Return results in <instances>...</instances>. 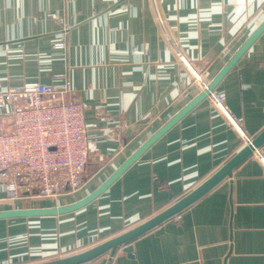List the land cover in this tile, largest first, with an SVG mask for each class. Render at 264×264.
<instances>
[{
  "label": "crops",
  "instance_id": "0c3cea01",
  "mask_svg": "<svg viewBox=\"0 0 264 264\" xmlns=\"http://www.w3.org/2000/svg\"><path fill=\"white\" fill-rule=\"evenodd\" d=\"M263 20L264 0H0V91L69 79L70 100L86 105L91 153L79 190L11 200L0 186V211L86 197L202 92L177 51L210 83ZM215 91L245 135L264 130V32ZM245 144L206 98L85 206L0 219V264L47 261L116 237L178 202ZM259 151L134 240L131 253L118 248L113 264H264V143Z\"/></svg>",
  "mask_w": 264,
  "mask_h": 264
},
{
  "label": "built area",
  "instance_id": "2783aa9c",
  "mask_svg": "<svg viewBox=\"0 0 264 264\" xmlns=\"http://www.w3.org/2000/svg\"><path fill=\"white\" fill-rule=\"evenodd\" d=\"M177 55L194 81L202 90L207 89L209 82L202 73L181 51ZM75 92L67 78L59 86L34 82L0 91V186L6 198H55L83 186L91 153L86 105L70 100ZM207 98L242 134L246 144L250 142L252 138L243 133L223 97L213 90ZM255 154L261 155L259 149ZM115 254L108 252L89 264H113Z\"/></svg>",
  "mask_w": 264,
  "mask_h": 264
},
{
  "label": "water",
  "instance_id": "95a60500",
  "mask_svg": "<svg viewBox=\"0 0 264 264\" xmlns=\"http://www.w3.org/2000/svg\"><path fill=\"white\" fill-rule=\"evenodd\" d=\"M264 32V20L255 29V31L248 37V39L242 44L238 51L230 58V60L223 66L217 76L208 84V88L202 90V92L187 104L182 110H180L172 119H170L165 125H163L158 131H156L147 141H145L137 151H135L103 184L97 189L92 191L86 197L81 200L72 203L70 205L61 207H29L20 209H9L0 211V219H8L15 217H37L48 215H59L77 210L95 198L102 194L116 179H118L134 162H136L141 155L156 142L168 129L175 125L185 114L192 110L196 105L207 98L210 91L216 89L219 82L226 76V74L238 63L245 52L250 46L258 39V37ZM264 143V130L255 138H252L250 142L245 144L242 149L236 153L227 163H225L214 174L207 178L203 183L198 185L190 193L181 198L178 202L166 208L157 215L151 217L147 221L127 230L126 232L113 237L101 244L95 245L84 251L66 255L63 257L42 261L34 264H89L96 258L107 254H115L118 248L123 247L124 251L131 253V243L144 235L145 233L153 230L162 223H165L184 210L193 205L196 201L206 195L214 187H216L224 179L232 175L233 170L239 166L243 161L253 156L255 152Z\"/></svg>",
  "mask_w": 264,
  "mask_h": 264
}]
</instances>
